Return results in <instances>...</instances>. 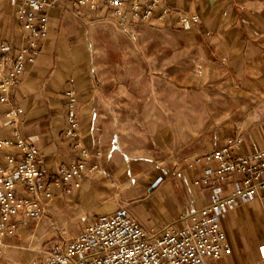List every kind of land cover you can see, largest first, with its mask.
<instances>
[{
    "label": "crops",
    "instance_id": "1",
    "mask_svg": "<svg viewBox=\"0 0 264 264\" xmlns=\"http://www.w3.org/2000/svg\"><path fill=\"white\" fill-rule=\"evenodd\" d=\"M56 1L46 9L50 30L36 60L0 106V140L15 137L8 113L21 109L18 132L37 146L52 198L39 222L16 218L0 264L32 262L121 206L149 229L182 228L210 200L195 184L206 154L237 136L244 152L264 148V0H161L171 14L159 19L158 8L139 22L128 9L119 16ZM187 14L199 23L183 22ZM0 40L13 49L27 42L8 0H0ZM68 92L79 100V148L64 136ZM241 106L251 110L240 123ZM7 154L23 157L17 147L0 150L2 167ZM78 161L86 181L67 192L53 177ZM222 222L232 252L208 264H264V199L238 205Z\"/></svg>",
    "mask_w": 264,
    "mask_h": 264
},
{
    "label": "built area",
    "instance_id": "2",
    "mask_svg": "<svg viewBox=\"0 0 264 264\" xmlns=\"http://www.w3.org/2000/svg\"><path fill=\"white\" fill-rule=\"evenodd\" d=\"M17 8V20L26 32V45L13 49L0 40V106L11 100L18 79L29 62H34L42 42L48 37L50 18L46 9L59 6L53 0H8ZM75 7L113 8L123 16L126 9L133 21H150L161 8V0H67ZM171 8L162 7L159 19L171 14ZM181 20L199 23L196 15H185ZM12 63L13 67L8 70ZM67 127L64 136L74 141L79 136V100L74 92H68L66 100ZM20 108L8 113L15 137L0 140V150L17 147L23 155L16 158L7 154L8 165L0 166V255L6 248L5 239L18 231L16 218L41 220L48 210L52 193L48 187L50 177L39 157L34 143L26 142L19 134L16 119ZM243 139L230 138L226 144L204 156L208 164L195 184L210 191L209 203L190 214L182 228L172 225L155 231L147 228L126 206L119 207L111 215L95 218L78 236L70 241L56 242L41 251L40 258L27 264H208L232 252L222 219L238 205L264 199V148L253 153L243 151ZM89 158L87 150L79 152ZM101 155V153H98ZM216 162V167L210 164ZM87 165L78 161L70 168H59L53 177L58 186L65 184L67 192L82 186L86 181ZM92 166L89 173L97 172ZM235 177L233 183L227 182ZM20 186L24 189L20 190ZM47 200V201H46Z\"/></svg>",
    "mask_w": 264,
    "mask_h": 264
},
{
    "label": "rangeland",
    "instance_id": "3",
    "mask_svg": "<svg viewBox=\"0 0 264 264\" xmlns=\"http://www.w3.org/2000/svg\"><path fill=\"white\" fill-rule=\"evenodd\" d=\"M195 100V103H197V99H194ZM197 105H198V103H197ZM197 105H196V107H197ZM212 106H213V104H212ZM248 110V111H247ZM251 109H247V107H244V106H241L240 108H239V111H238V117H239V119H240V123L241 122H243V121H245V117H246V114L250 111ZM192 111H194L195 113H196V115H198V113H199V111H200V108H199V105H198V107L196 108V109H193ZM209 111V110H208ZM212 111L215 113V112H220L221 110L219 109H217L216 110V108H212ZM226 111V109H223V112H225ZM213 114V113H212ZM193 127H198L197 125L196 126H193ZM47 212H48V210H47ZM47 212H46V214H47ZM45 214V215H46ZM32 221H34L35 223H37V222H39V221H35V220H32ZM43 249H46L47 250V248H44L43 247Z\"/></svg>",
    "mask_w": 264,
    "mask_h": 264
}]
</instances>
